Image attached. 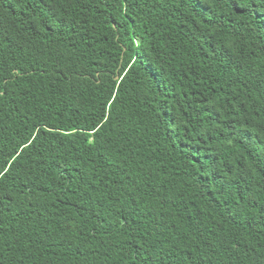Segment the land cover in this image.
<instances>
[{
  "label": "trees",
  "instance_id": "16d2710c",
  "mask_svg": "<svg viewBox=\"0 0 264 264\" xmlns=\"http://www.w3.org/2000/svg\"><path fill=\"white\" fill-rule=\"evenodd\" d=\"M0 264H264V0H0Z\"/></svg>",
  "mask_w": 264,
  "mask_h": 264
}]
</instances>
